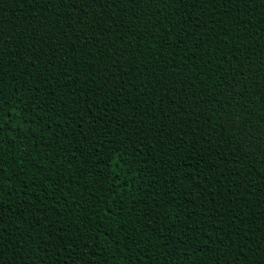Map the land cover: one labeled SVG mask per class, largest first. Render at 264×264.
Returning a JSON list of instances; mask_svg holds the SVG:
<instances>
[{"label": "trees", "instance_id": "16d2710c", "mask_svg": "<svg viewBox=\"0 0 264 264\" xmlns=\"http://www.w3.org/2000/svg\"><path fill=\"white\" fill-rule=\"evenodd\" d=\"M0 264H264V0H0Z\"/></svg>", "mask_w": 264, "mask_h": 264}]
</instances>
